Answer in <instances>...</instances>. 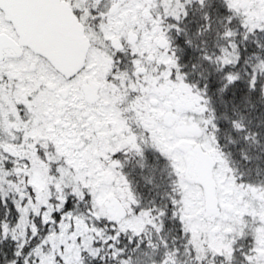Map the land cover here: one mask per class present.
I'll list each match as a JSON object with an SVG mask.
<instances>
[{"label": "snow or ice", "instance_id": "snow-or-ice-1", "mask_svg": "<svg viewBox=\"0 0 264 264\" xmlns=\"http://www.w3.org/2000/svg\"><path fill=\"white\" fill-rule=\"evenodd\" d=\"M0 264H264V0H0Z\"/></svg>", "mask_w": 264, "mask_h": 264}]
</instances>
